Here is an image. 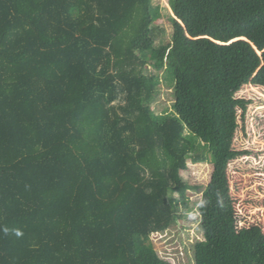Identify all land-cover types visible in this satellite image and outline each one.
<instances>
[{
	"label": "trees",
	"instance_id": "1",
	"mask_svg": "<svg viewBox=\"0 0 264 264\" xmlns=\"http://www.w3.org/2000/svg\"><path fill=\"white\" fill-rule=\"evenodd\" d=\"M169 6L167 46L154 0H0V264H156L151 236L179 222L182 172L208 150L204 245L264 264L228 175L250 104L237 94L264 88V0ZM150 68L171 74L167 115Z\"/></svg>",
	"mask_w": 264,
	"mask_h": 264
},
{
	"label": "rangeland",
	"instance_id": "2",
	"mask_svg": "<svg viewBox=\"0 0 264 264\" xmlns=\"http://www.w3.org/2000/svg\"><path fill=\"white\" fill-rule=\"evenodd\" d=\"M154 4L161 7V16L157 19V26L161 30L158 44L173 45L174 15L169 0H154ZM150 73L156 75L160 87L153 109L158 115H167L172 112L174 103L171 74L166 69L154 68H150ZM237 98L245 99L250 104L244 117L239 112L234 148L243 156L234 160L228 169L231 194L238 215V228L259 225L264 232V88L247 85L237 94ZM205 158L199 164L189 161L187 169L182 172L187 184L183 198L188 207L178 204L180 220L177 225L151 236L155 249L152 258L156 264H222L221 251L208 249L204 245L200 224L192 228L185 215L187 211L199 213V201L211 196L208 190L213 183L212 152L206 151ZM175 199L178 200L179 196Z\"/></svg>",
	"mask_w": 264,
	"mask_h": 264
},
{
	"label": "clouds",
	"instance_id": "3",
	"mask_svg": "<svg viewBox=\"0 0 264 264\" xmlns=\"http://www.w3.org/2000/svg\"><path fill=\"white\" fill-rule=\"evenodd\" d=\"M179 194H177L176 192L169 190L168 193H166V198H176L178 197ZM208 204L207 200H200L197 207L198 208H204L206 207ZM186 218L188 221L191 222V227L192 228H197L200 224V215L198 212H193V211H187L185 212Z\"/></svg>",
	"mask_w": 264,
	"mask_h": 264
}]
</instances>
